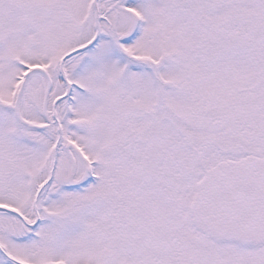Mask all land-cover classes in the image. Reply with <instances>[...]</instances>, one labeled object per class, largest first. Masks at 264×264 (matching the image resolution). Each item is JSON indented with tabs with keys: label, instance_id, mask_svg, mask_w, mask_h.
Here are the masks:
<instances>
[{
	"label": "snow or ice",
	"instance_id": "6c2138e0",
	"mask_svg": "<svg viewBox=\"0 0 264 264\" xmlns=\"http://www.w3.org/2000/svg\"><path fill=\"white\" fill-rule=\"evenodd\" d=\"M0 264H264V0H0Z\"/></svg>",
	"mask_w": 264,
	"mask_h": 264
}]
</instances>
